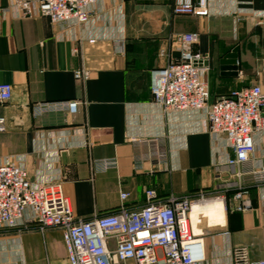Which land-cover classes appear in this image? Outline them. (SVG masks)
I'll use <instances>...</instances> for the list:
<instances>
[{
    "label": "crops",
    "instance_id": "1",
    "mask_svg": "<svg viewBox=\"0 0 264 264\" xmlns=\"http://www.w3.org/2000/svg\"><path fill=\"white\" fill-rule=\"evenodd\" d=\"M10 2L0 0V82L13 85L12 99L0 104L7 119L0 160L23 164L35 183L60 181L83 219L116 211L121 191L131 194L126 205L138 208L147 189L160 197L205 193L229 201L242 187L251 208L238 211L228 202L224 222L200 225L202 264L264 259V185L251 172L264 158V131L251 162L232 167L225 137L214 141L204 127L205 111L167 113L152 94L153 72L179 57L176 38L189 32L199 33L194 49L208 55L211 101L253 84L264 88V0H209L207 16L174 15V0H99L88 22L64 28L47 17L4 13ZM236 47L234 75L221 59ZM81 69L90 72L87 80L76 78ZM75 100L82 102L75 114H35L39 103ZM105 159L118 164L104 168ZM197 206L207 217L210 209L223 212L220 201ZM67 261L61 229L41 232L29 222L28 229L0 230V264Z\"/></svg>",
    "mask_w": 264,
    "mask_h": 264
},
{
    "label": "built area",
    "instance_id": "2",
    "mask_svg": "<svg viewBox=\"0 0 264 264\" xmlns=\"http://www.w3.org/2000/svg\"><path fill=\"white\" fill-rule=\"evenodd\" d=\"M99 0H11L4 13L14 16H43L59 28L71 21L86 23L95 13ZM174 15L207 16L209 0H174ZM180 55L153 72V101L167 113L205 111L204 127L216 141L225 137L231 151L226 162L232 167H243L251 162L256 151V135L264 131V88L253 84L234 90L211 101L205 79L209 65L208 55L194 49L199 33L179 34L176 38ZM119 51L124 50V39H119ZM78 80H87L90 72L75 71ZM13 96V85L0 82V104ZM81 101L39 103L35 114L47 111H67L75 114ZM7 129V119L0 116V132ZM116 159L101 162L104 168L116 167ZM254 182L264 185V158L257 169L251 170ZM237 176L243 175L240 170ZM127 191L120 192L121 205L113 212L78 218L60 181H31L27 168L14 159L0 160V230L28 229L36 223L39 231L61 229L68 252L67 264H202L206 259L204 231L195 232L205 219L199 213L193 220L196 203H205L212 197L200 193L160 197L155 189H147L146 202L130 208ZM215 198V197H214ZM225 209L229 205L238 211L252 207L247 190L239 189L228 201L221 198ZM30 215L26 217V212ZM209 223V222H208ZM244 257V254L242 253ZM245 258V257H244ZM252 264H264V259Z\"/></svg>",
    "mask_w": 264,
    "mask_h": 264
},
{
    "label": "bare ground",
    "instance_id": "3",
    "mask_svg": "<svg viewBox=\"0 0 264 264\" xmlns=\"http://www.w3.org/2000/svg\"><path fill=\"white\" fill-rule=\"evenodd\" d=\"M214 201H216V202H217V201H220V202L222 203V210H223V212L221 211L220 208H218V209H217V208H215V209H210V210L208 211V216L210 217V218H209V217H207V216L205 215V213L203 212V210H200V211L197 210V208H198L197 205L204 206V205H206V204H210V203H212V202H214ZM199 213H203V214L205 215V217L207 218L209 224H211V225H214V224H220V223H222V222L225 221V217H226L224 202H223V200H222L221 198H213V199H211V200H209V201H207V202H205V203H196V204L194 205L193 212H192L193 220L196 219V217H197V215H198ZM222 216H223V218H222ZM214 218H217V221L213 220ZM221 218H222V220H221ZM194 230H195V232H197V233H199V232L201 231V229H200L199 226H195V227H194Z\"/></svg>",
    "mask_w": 264,
    "mask_h": 264
},
{
    "label": "water",
    "instance_id": "4",
    "mask_svg": "<svg viewBox=\"0 0 264 264\" xmlns=\"http://www.w3.org/2000/svg\"><path fill=\"white\" fill-rule=\"evenodd\" d=\"M238 50V47L234 48L230 53L221 59L222 68L231 70V74L234 75L238 73Z\"/></svg>",
    "mask_w": 264,
    "mask_h": 264
},
{
    "label": "rangeland",
    "instance_id": "5",
    "mask_svg": "<svg viewBox=\"0 0 264 264\" xmlns=\"http://www.w3.org/2000/svg\"><path fill=\"white\" fill-rule=\"evenodd\" d=\"M205 222L207 223L206 219L204 220V223H205ZM199 227L201 228V226H199Z\"/></svg>",
    "mask_w": 264,
    "mask_h": 264
}]
</instances>
